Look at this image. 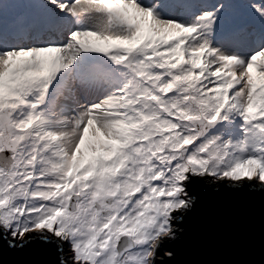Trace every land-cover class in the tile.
Segmentation results:
<instances>
[{"label":"snow or ice","instance_id":"obj_1","mask_svg":"<svg viewBox=\"0 0 264 264\" xmlns=\"http://www.w3.org/2000/svg\"><path fill=\"white\" fill-rule=\"evenodd\" d=\"M200 185L264 195V0H0V249L169 264Z\"/></svg>","mask_w":264,"mask_h":264},{"label":"water","instance_id":"obj_2","mask_svg":"<svg viewBox=\"0 0 264 264\" xmlns=\"http://www.w3.org/2000/svg\"><path fill=\"white\" fill-rule=\"evenodd\" d=\"M196 193L197 207L170 245L175 256L169 264H264V195H233L207 185ZM54 259V250L38 241L23 250L0 249V264H52Z\"/></svg>","mask_w":264,"mask_h":264}]
</instances>
